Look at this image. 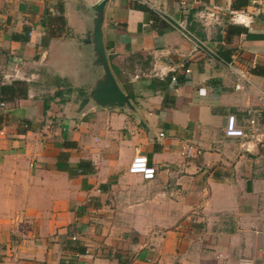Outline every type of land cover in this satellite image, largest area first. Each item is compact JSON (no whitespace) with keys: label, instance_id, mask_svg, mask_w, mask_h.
<instances>
[{"label":"crops","instance_id":"1","mask_svg":"<svg viewBox=\"0 0 264 264\" xmlns=\"http://www.w3.org/2000/svg\"><path fill=\"white\" fill-rule=\"evenodd\" d=\"M99 1L0 0V85L27 82L0 100V264H264V0H107L132 106H81ZM229 114L255 133L226 136Z\"/></svg>","mask_w":264,"mask_h":264},{"label":"water","instance_id":"2","mask_svg":"<svg viewBox=\"0 0 264 264\" xmlns=\"http://www.w3.org/2000/svg\"><path fill=\"white\" fill-rule=\"evenodd\" d=\"M106 1L100 0L93 6L96 14L93 20L92 37L89 40L93 43L96 63L102 67L103 75L94 83L89 94L80 100V105L83 106L87 101L92 100L99 106L131 107L127 94L120 88L110 70L102 40V13Z\"/></svg>","mask_w":264,"mask_h":264},{"label":"built area","instance_id":"3","mask_svg":"<svg viewBox=\"0 0 264 264\" xmlns=\"http://www.w3.org/2000/svg\"><path fill=\"white\" fill-rule=\"evenodd\" d=\"M139 2H143L144 0H136ZM183 29L185 35L189 38L192 37L196 39L192 34L182 25H180ZM197 40V39H196ZM232 71L235 77V87L236 88H243L245 78V72L242 69H237L232 67ZM3 104V103H1ZM264 104V101H263ZM256 121L253 117L247 118L243 121V124L237 123V118L234 114H229L227 116L226 126H225V135L226 136H233V137H249L255 133L254 126ZM160 136L163 135L162 132L159 133ZM198 148L193 146L190 143L182 144L181 146V154L185 157L192 156L195 152H197ZM128 171L131 173L140 174L143 179H152L156 174V167L149 163L148 157L143 153H135L128 165Z\"/></svg>","mask_w":264,"mask_h":264},{"label":"trees","instance_id":"4","mask_svg":"<svg viewBox=\"0 0 264 264\" xmlns=\"http://www.w3.org/2000/svg\"><path fill=\"white\" fill-rule=\"evenodd\" d=\"M146 8L145 6H142ZM62 9V8H61ZM62 17V16H61ZM238 25L229 24L228 26V34L239 33L240 31L244 30L245 28L242 26L236 27ZM235 27L234 30L230 28ZM55 32L50 31L49 35H54ZM27 96V82L24 80H14L11 83H4L0 85V100H14L18 98H25Z\"/></svg>","mask_w":264,"mask_h":264}]
</instances>
